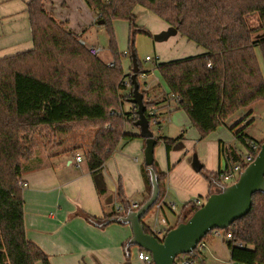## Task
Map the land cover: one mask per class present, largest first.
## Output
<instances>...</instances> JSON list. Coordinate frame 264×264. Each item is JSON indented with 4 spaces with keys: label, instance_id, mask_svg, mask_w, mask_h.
Wrapping results in <instances>:
<instances>
[{
    "label": "trees",
    "instance_id": "trees-1",
    "mask_svg": "<svg viewBox=\"0 0 264 264\" xmlns=\"http://www.w3.org/2000/svg\"><path fill=\"white\" fill-rule=\"evenodd\" d=\"M46 1L31 0L27 4L32 50L0 59V264H51L49 256L26 234L20 182L22 162L33 153L32 132L46 129L57 135H67L77 130L96 129L85 159L93 175L104 168L122 141L138 137L128 135L125 130L127 124L135 127L138 108L130 103L128 94L133 93V89L128 91L125 79L131 80V74L124 75L111 29L115 20L130 22L132 56L135 54L139 67L138 81L145 71L138 62L133 37L137 32L149 33L136 25V6L146 8L204 50L200 55L156 63L168 91L180 98L177 109L185 111L201 140L207 139L240 110L264 102V73L259 60L260 56L264 63V0H85L104 26L109 27L113 67L82 45L80 35L71 31L66 22L48 13ZM138 83L146 100L154 88L147 91L140 81ZM125 103L131 104V112L124 110ZM144 106L152 131L153 118L148 115L151 104L144 101ZM235 135L244 144L246 155L256 157L264 140H253L243 131ZM154 138L156 147L164 144L169 154L183 135L174 139L155 135ZM143 140L146 145V139ZM222 146L225 169L218 173L202 171L205 178L218 183L233 172L235 166L246 168L245 154L233 144ZM153 168L160 187L155 208L164 199L167 173L159 170L155 159ZM142 175L146 198L137 210L150 199L152 191L145 164ZM104 192L99 190L101 195ZM118 198L124 202L121 186ZM188 206L190 213L184 220L200 208L195 201L184 208ZM126 213L113 210L99 222L120 218ZM89 219L98 221L97 218ZM145 232L160 239L147 225ZM224 234L232 236L230 240L223 239L231 261L264 264L263 193L253 195L250 213L224 230ZM128 252L131 253V249ZM200 255L197 248L187 257L195 264ZM181 263L178 257L175 264Z\"/></svg>",
    "mask_w": 264,
    "mask_h": 264
},
{
    "label": "crops",
    "instance_id": "crops-1",
    "mask_svg": "<svg viewBox=\"0 0 264 264\" xmlns=\"http://www.w3.org/2000/svg\"><path fill=\"white\" fill-rule=\"evenodd\" d=\"M30 1L0 0V59L32 50L33 38L27 9ZM46 4L55 13L57 19L66 22L68 28L78 32L77 34L84 41L88 23L103 26L99 25L97 14L88 7L85 0H47ZM168 27L170 26L167 23H159L156 29L162 32ZM176 36L182 37L179 34ZM182 39L186 44L182 47V51L180 49L181 53L180 51L177 53L178 59L169 60H179L204 53V50L196 44L184 37ZM259 60L264 73V63L260 56ZM157 61L166 62L161 57H158ZM132 69L133 62L127 74H131ZM145 85L149 89L154 88L150 98L158 109L160 118L158 133L173 139V134H177L178 137L183 135L169 154L164 144L155 148L158 168L162 173H167L164 199L155 208L164 214L165 221H169L166 212L168 210L174 212L178 209V204L182 205L181 213L176 216L175 223L174 221L170 223L169 228L164 227L156 231L151 229L159 235L165 234L167 230L176 227L184 220L190 213V206L184 208V205L193 202L192 197L198 196L204 199L217 192L216 188L219 189L220 183L208 180L202 171L218 173L224 170L226 161L221 153L222 144H233L237 147L235 143L238 137L228 126L223 125L207 139L201 140L199 132L192 125L185 111L177 108L171 111L167 108L168 100L166 101L165 98L169 91L165 83L167 90L159 83ZM260 103L249 109L257 107ZM130 108L132 109L131 104ZM239 112L235 115H240ZM257 113L252 110L251 117H246L244 122H250L254 115L257 117ZM131 127V129L127 128L126 133L138 137L122 141L97 175L89 171L85 158L81 163L77 162L76 156L81 155L79 149L81 145H75L69 153L61 155L68 148L63 149L64 145L59 142L55 146L59 145L61 149L52 153L33 150L32 155L23 160L20 185L22 183L28 185L26 188L21 186L25 202L27 238L41 247L49 256L51 264L128 262L126 245L133 237L131 227L113 222L105 225L108 220L100 222L99 220H103L113 210L120 214L135 211L134 205H141L146 198L142 175L146 145L140 136V129ZM253 140L262 142L264 138L258 140L254 137ZM55 154L60 156L53 159L52 156ZM119 186L123 189L124 202L118 198ZM99 190L105 192L101 195ZM120 207L124 208L121 212L118 210ZM89 218H97L98 221ZM145 219L143 222L147 225ZM227 250L229 252L228 247ZM137 264L143 263L138 261Z\"/></svg>",
    "mask_w": 264,
    "mask_h": 264
},
{
    "label": "rangeland",
    "instance_id": "rangeland-1",
    "mask_svg": "<svg viewBox=\"0 0 264 264\" xmlns=\"http://www.w3.org/2000/svg\"><path fill=\"white\" fill-rule=\"evenodd\" d=\"M45 7H46L45 8L46 11L57 19L55 13L51 11L49 7H47V4ZM134 14L136 16L137 27H139V29H145L149 33V34H145V33L137 32L133 37L134 50L136 52L138 62L142 65L143 71L148 72L146 73V75L148 74L147 77L144 79H140L139 81L142 85H145L146 83L147 84L159 83L165 90H167L164 85L163 79L160 75V72L156 68L157 59L158 57H161L162 59H165L166 62L173 61V60H169L170 58L178 59L177 53H179L180 49L182 51V47L186 44V41L182 39V37L180 36L179 37L174 36L165 42H161V43L155 42L154 40L155 35L161 33L160 32L161 30L158 31L156 29L157 24L159 23L165 24V23L162 22L159 18H157L149 10H147L142 6H136ZM100 20L101 19L97 15V21ZM87 28L88 30L84 37L86 40L84 41L83 39H81L80 36L81 44L86 46L90 50L93 47H97L101 49L102 50L101 54L95 56L99 57L108 66L113 67L115 62L114 59L112 58L111 37L109 34V27L104 25L98 26L96 24L88 23ZM169 28L170 27H168L166 30H168ZM111 29L114 32L116 48L118 49V52L121 55L120 63L124 75H129L127 74L129 73L128 69L133 62L132 46H131V36H132L133 28L131 27L129 21L125 19H118L113 21ZM70 30L75 33H78L72 29ZM166 30H163L162 32ZM148 56L152 58V61L146 60V57ZM156 80H158V82ZM149 91L151 90L149 89ZM149 96H151V94ZM124 110L127 113L131 112L129 103H125ZM252 110L258 112L257 117L256 115H254L250 122L247 123L244 122V119L246 117H251L250 112H252ZM239 114L240 115L234 114V116H232L229 120H227L224 125L228 126L231 131L233 130L232 132L235 134L238 133L239 131H243V133L246 136H249L251 138L255 137L258 140H262L264 138V102H261L259 105H257V107L252 109L249 108L242 109V111H240ZM127 128L131 129L132 127L130 124H127L125 126V130H127ZM157 129L158 126L152 127V132L155 135V137L162 136L158 133ZM95 132L96 129L87 128L83 130L74 131L67 135H57L53 133L52 130L38 129L36 132H32L30 134L31 139L33 141L32 149L35 151H41V152L46 151L52 153L54 150H59L62 148L59 145L55 146L56 143L62 142V144L64 145L63 149L68 148V150H66L65 153L61 155H66L74 148L75 145H81V147H79V149L81 150L80 152L81 156L83 159L84 158L86 159V155L91 148V144L93 143L92 140L95 137ZM228 132L230 133V131ZM173 135L174 138L178 137L177 134H173ZM235 144L243 154H246L247 150L244 144L240 140L237 139ZM59 156L60 155L55 154L52 157L53 159H56ZM238 178L239 175L236 174L235 180L232 182H226V184L231 185L234 182H236ZM192 200L195 202L197 200H200L202 202L201 206H203L206 203V198L201 199L198 196L192 197L191 201ZM181 211H182L181 204H178V209L175 210L174 212L168 210L166 214L169 218V221H165L166 219L164 218V214L161 211H157V208H152V210L147 215L145 221L148 227H150L155 231L159 229H163L164 227L169 228L170 223H173V221L175 223L176 216H178L181 213ZM191 215H189L187 219ZM163 238L164 237H161L160 239ZM204 244H205V248L203 250L200 249L201 255L199 260L195 264H202L201 262H204V264L230 263L231 260L229 257V252L227 250V245L224 242L223 238L215 237L212 234H209L204 239ZM138 253H139L138 248H133V247L131 248V253H130L131 256L129 258V262L131 264H137Z\"/></svg>",
    "mask_w": 264,
    "mask_h": 264
},
{
    "label": "water",
    "instance_id": "water-1",
    "mask_svg": "<svg viewBox=\"0 0 264 264\" xmlns=\"http://www.w3.org/2000/svg\"><path fill=\"white\" fill-rule=\"evenodd\" d=\"M99 25H104V22L99 21ZM176 35H178V30L170 27L168 30L155 35L154 40L161 43ZM132 58L133 98H131L130 103L138 108L139 119L135 123V127L140 129L141 138L146 139L144 164L149 171L152 191L150 199L139 210L128 211L125 216L108 220L105 225L113 222L131 227L133 237L126 245L127 258L131 256L128 251L132 247H137L151 253L154 264H175L179 256L194 252L201 241L212 231L228 230L237 220L247 216L253 206V195L256 193L264 194V143L254 161L240 174L236 182L231 185L219 184V191L210 194L203 206L187 220L180 222L171 229L163 239L146 233L143 220L156 206L160 198L158 177L153 168L157 141L145 116L144 96L139 91L140 87L137 81L139 67L135 54Z\"/></svg>",
    "mask_w": 264,
    "mask_h": 264
},
{
    "label": "built area",
    "instance_id": "built-area-1",
    "mask_svg": "<svg viewBox=\"0 0 264 264\" xmlns=\"http://www.w3.org/2000/svg\"><path fill=\"white\" fill-rule=\"evenodd\" d=\"M90 51H91V53L93 55H99L102 52V50L99 49V48H97V47H93ZM146 60L147 61H152V58L148 56V57H146ZM146 77H147V75L144 72V73H142L138 77V79L140 80V79H144ZM125 85H126L128 91H130V90L133 89L132 81L130 79H126ZM143 86H144V90H149V87L147 85H143ZM166 96H167L166 98L168 99L167 108L169 110H171V111L174 108H177L178 107L177 105L179 104L180 98L177 97V96H175V95H173L170 92H168ZM128 97L129 98H133V93L132 92H129ZM144 101H146L148 104H151V107L148 110V115L153 118V121H152V124L151 125L152 126H159V124H160V118H159V115H158V109H157L156 105L153 104V102H152L153 100L150 97L146 98V100H144ZM134 119L135 120H138L139 119L138 115L137 116H134ZM253 150H256V147L255 146L253 147ZM244 158H245L246 168H247L254 161V159L256 157H253V155L250 154V155H246ZM76 160H77L78 163H81L83 161V158H82L81 155H78V156H76ZM246 168L243 165H237V166H235L233 172H231L229 174H226L225 176L222 177V182L226 184V182H232V181H234L235 178H236V174H238L239 177H240V174ZM21 186L23 188L28 187V185L26 183H22ZM195 203L199 207H201V205H202V202L200 200H197ZM134 207L137 210L139 208V205L136 204V205H134ZM118 210L121 212V211L124 210V208L120 207ZM212 235L215 236V237H221V238L227 239V240L232 239V236L230 234L226 236L224 234V231H222V230H214V231H212ZM158 236L164 237L165 234L164 233H160ZM197 248H199V250L200 249L203 250L205 248V244L204 243L199 244ZM179 257H180V260L182 262L181 264H191V262H190L189 258L187 257V255H181ZM137 258H138V261L142 262L143 264H152L153 263V258H152V256L147 251H139ZM229 264H238V263H235L233 261H230Z\"/></svg>",
    "mask_w": 264,
    "mask_h": 264
},
{
    "label": "flooded vegetation",
    "instance_id": "flooded-vegetation-1",
    "mask_svg": "<svg viewBox=\"0 0 264 264\" xmlns=\"http://www.w3.org/2000/svg\"><path fill=\"white\" fill-rule=\"evenodd\" d=\"M220 184H225V183H223V182H221ZM135 211H137V210H135ZM167 233H165V235H166ZM160 237V236H159ZM161 238V237H160ZM129 259V258H128ZM129 262V261H128Z\"/></svg>",
    "mask_w": 264,
    "mask_h": 264
}]
</instances>
